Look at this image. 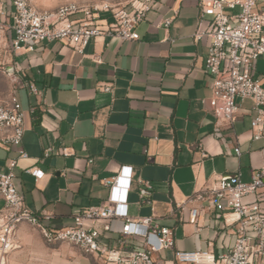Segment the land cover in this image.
Here are the masks:
<instances>
[{
  "label": "crops",
  "instance_id": "obj_1",
  "mask_svg": "<svg viewBox=\"0 0 264 264\" xmlns=\"http://www.w3.org/2000/svg\"><path fill=\"white\" fill-rule=\"evenodd\" d=\"M29 1L38 10L59 5L58 0ZM72 1L83 6V0ZM258 7L264 8V0ZM12 12L7 0H0V105L16 96L25 114V131L20 148L0 146V173L16 159L14 184L25 207L51 215L54 229L68 227L75 211L107 198L102 180L128 166L132 219L152 217L172 229L175 250H202L215 258L226 254L234 243L233 227L212 211L199 215L195 225L182 222L175 207L220 178L238 175L249 183L254 173L264 170V138L252 139L251 101H237L232 124L210 111L212 79L204 71L210 41L194 40L197 30L208 29L209 19L198 27V0H154L136 29L139 40L98 36L82 54L59 42L15 52ZM253 75L264 86V59L255 62ZM25 82L39 94H29ZM107 85L111 90L103 91ZM64 149L68 156L61 154ZM19 150L28 157L19 159ZM30 168L42 171V178L25 173ZM140 181L154 186L150 204L139 203ZM244 201H257L264 212V189ZM120 227L119 221L111 222V237ZM15 241L18 248L9 264H101L67 243L40 259L39 234L26 223L18 225ZM140 242L129 240L126 249ZM106 243L112 245L111 240ZM156 257L172 259L171 252ZM252 264L263 263L255 256Z\"/></svg>",
  "mask_w": 264,
  "mask_h": 264
},
{
  "label": "built area",
  "instance_id": "obj_2",
  "mask_svg": "<svg viewBox=\"0 0 264 264\" xmlns=\"http://www.w3.org/2000/svg\"><path fill=\"white\" fill-rule=\"evenodd\" d=\"M54 10H38L29 0H7L12 6L14 33L12 49L33 52L43 42H59L82 54L98 36L115 37L120 41L140 39L137 27L152 9L154 0H131L127 7L81 6L72 0H58ZM259 0H198L200 8L198 27L208 18V29L197 30L194 40L207 37L210 41L204 61V71L212 79L208 105L219 121L232 124L239 111L237 101L249 100L253 104L254 118L250 127L252 139L264 138V86L253 75L254 64L264 59V8ZM82 15L81 17H76ZM169 21L165 22L168 26ZM0 29L2 25L0 24ZM94 61L100 63L99 57ZM29 94L39 92L33 84L25 82ZM107 85L103 91H110ZM25 114L15 95L0 105V146L20 148L24 136ZM19 159L27 153L18 152ZM68 156L67 150H62ZM239 156V149H235ZM45 156H48L46 151ZM16 159L7 162L6 172L0 173V264H9L11 254L17 250L15 231L26 223L37 229L48 245L71 244L84 255L101 264H252L255 256L264 264V212L257 201L245 202L247 196H259L264 189V170L253 174L249 183L240 177L218 179L212 186L197 191L182 203L176 204L175 215L191 225L197 224L199 215L214 212L217 219L234 229V243L226 254L215 258L207 251H179L174 247L173 230L153 222L152 217L132 219L128 214L131 167L123 166L114 176L102 180L108 189L107 198L95 206L75 211L72 225L60 229L50 226L52 216L34 213L24 205L14 184ZM25 173L36 180L43 172L30 168ZM154 186L140 181L139 203L150 204ZM112 221L121 223L120 230L111 237ZM139 239L131 246L129 240ZM112 241L108 246L106 242ZM171 252L170 261L156 255Z\"/></svg>",
  "mask_w": 264,
  "mask_h": 264
},
{
  "label": "rangeland",
  "instance_id": "obj_3",
  "mask_svg": "<svg viewBox=\"0 0 264 264\" xmlns=\"http://www.w3.org/2000/svg\"><path fill=\"white\" fill-rule=\"evenodd\" d=\"M130 1L131 0H83V5L88 6V7H90V6L92 7V6H101V5H104V4L107 3V4H109L111 6H114V7L115 6H120V7H125L126 6L127 7V5L129 4ZM30 229L31 230H33V229L36 230L38 232V234H39V238H40L39 244H40V249H41V251H40V259L46 258V255H44L45 253L50 252V250H52L55 247L60 245V244L48 245L44 241L41 233L37 229H35V228L31 227V226H30ZM40 264H43V263L41 262Z\"/></svg>",
  "mask_w": 264,
  "mask_h": 264
}]
</instances>
